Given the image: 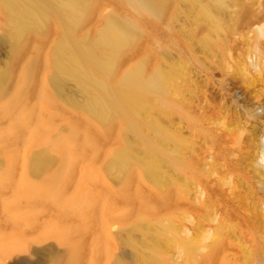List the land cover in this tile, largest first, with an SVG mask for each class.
<instances>
[{"label":"rangeland","instance_id":"rangeland-1","mask_svg":"<svg viewBox=\"0 0 264 264\" xmlns=\"http://www.w3.org/2000/svg\"><path fill=\"white\" fill-rule=\"evenodd\" d=\"M204 1L220 30L177 3L165 18H144V36L119 68L146 62L148 73H179L175 107L155 102L146 118L181 144L184 166L165 164L159 184L137 161L122 172L109 167L129 137L121 123H101L54 94L56 29L23 51L0 48V264H135L165 222L199 250L191 260L170 245L165 264H264V0ZM116 6L97 0L85 33ZM5 28L0 11V37ZM47 148L53 163L32 170Z\"/></svg>","mask_w":264,"mask_h":264},{"label":"bare ground","instance_id":"bare-ground-1","mask_svg":"<svg viewBox=\"0 0 264 264\" xmlns=\"http://www.w3.org/2000/svg\"><path fill=\"white\" fill-rule=\"evenodd\" d=\"M96 1L0 0V11L6 21L0 48L16 46L23 51L32 39L47 38L56 29L58 39L51 49L49 75L54 94L86 109L101 123H121L129 137L114 151L109 167L122 172L137 161L145 174L159 184L165 164L174 168L184 166L178 155L181 144L161 123L156 121L154 125L146 118L155 102L164 110L175 107L171 92L179 73L174 66L148 73L146 62L121 72L119 68L127 52L144 36V18H165L177 3L197 9L199 19L211 24L214 30H220L221 25L204 0H114L116 8L102 17L97 32L85 33L84 27ZM219 1L225 4L229 0ZM119 4L125 5L129 13H123ZM39 64L40 60L35 58L30 72ZM32 83L29 78L22 90L23 97L29 93ZM6 88L7 79L0 73V95ZM147 128L156 130L157 135L148 136ZM75 136L74 132L69 138ZM52 163L48 148L31 158L34 171ZM170 245L178 246L187 259L199 256L198 245L179 236L172 223L165 222L157 225L151 242L142 244L146 252L143 251L135 264H165V250Z\"/></svg>","mask_w":264,"mask_h":264}]
</instances>
